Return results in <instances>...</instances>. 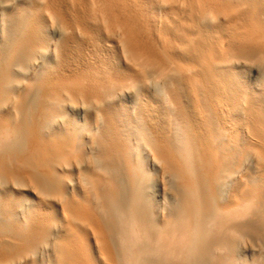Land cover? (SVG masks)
<instances>
[{
	"label": "bare ground",
	"instance_id": "bare-ground-1",
	"mask_svg": "<svg viewBox=\"0 0 264 264\" xmlns=\"http://www.w3.org/2000/svg\"><path fill=\"white\" fill-rule=\"evenodd\" d=\"M252 61L264 0H0V264H264Z\"/></svg>",
	"mask_w": 264,
	"mask_h": 264
},
{
	"label": "rangeland",
	"instance_id": "rangeland-1",
	"mask_svg": "<svg viewBox=\"0 0 264 264\" xmlns=\"http://www.w3.org/2000/svg\"><path fill=\"white\" fill-rule=\"evenodd\" d=\"M67 33L68 32H65V34L64 33L61 34V39H60L61 42H62V40H64L65 38H67L69 36V34H67ZM75 34L77 35V33H75ZM95 34H97V35H95ZM95 34H94V37L95 36H98V37H95V39H97L96 41H98L95 44V49L100 54V56L98 55V57H97L99 60L97 58L95 60L96 63L98 61L97 64L102 65L104 68L106 67V65H107L106 68H109V69H111V68H113V69L118 68L119 67V63H120V60L122 58V56L120 55V53L116 50L115 47H113L111 45H107L104 42L103 32L96 31ZM50 36H51V34H50ZM232 44L235 45L234 42H232ZM96 46H97V48H96ZM59 57H61V56H59ZM107 57H108V59H107ZM103 60H104V63H101V62H103ZM107 60H110V61H107ZM106 61L108 63H106ZM253 63H255V64H253ZM251 65H253V66H251ZM244 67L243 66H240L239 69H238V70H240L239 71L240 72L239 82L242 83L243 84L242 86H245L246 88H252L254 90H257L256 93H258L259 98L261 100H264V76H263L264 69L262 68L261 65L259 66V64H258L257 61L249 62L248 65H247V67L246 66H244ZM248 75H249V77H248ZM259 78H260V80H259ZM147 88L150 89L149 91H151L152 93H155V94L157 93V92H155V89L153 88V86H150L149 85ZM159 95L157 93L156 97H158ZM162 97L163 96L161 94V96H159L157 98L159 100V103L161 102V104H162V105L160 104V107L162 106L160 111H161L162 114H164V115L167 116V114H168L167 111L169 109V106H168L169 104L167 102H165V104H164V101L165 100L162 99ZM160 98H161V100H160ZM162 111H164V112H162ZM162 178H163V181H165V183L167 184V188L168 189H170V190H176L177 189V185H176V183H175L174 180L169 179V177H167V176H164ZM249 224H250V227L253 228V230H252L253 237L255 236L254 238L258 242H260V240L262 241V239H264V227H263L264 225L261 224V222L259 221V218L257 216H254L253 218H251V220H249Z\"/></svg>",
	"mask_w": 264,
	"mask_h": 264
}]
</instances>
